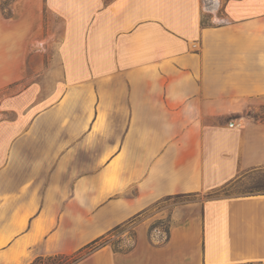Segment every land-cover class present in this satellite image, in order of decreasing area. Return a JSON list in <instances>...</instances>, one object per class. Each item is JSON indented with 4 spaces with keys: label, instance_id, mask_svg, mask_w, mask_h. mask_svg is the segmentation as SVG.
<instances>
[{
    "label": "crops",
    "instance_id": "obj_1",
    "mask_svg": "<svg viewBox=\"0 0 264 264\" xmlns=\"http://www.w3.org/2000/svg\"><path fill=\"white\" fill-rule=\"evenodd\" d=\"M218 4L0 13V264L72 255L126 224L128 252L77 264H264V192L238 191L264 170V0H226L214 23Z\"/></svg>",
    "mask_w": 264,
    "mask_h": 264
},
{
    "label": "rangeland",
    "instance_id": "obj_2",
    "mask_svg": "<svg viewBox=\"0 0 264 264\" xmlns=\"http://www.w3.org/2000/svg\"><path fill=\"white\" fill-rule=\"evenodd\" d=\"M212 1L213 0H203L205 6H208ZM224 1L226 0H218L219 4L215 10V15L218 16L220 20H214V23H219L223 17L222 6ZM13 3L14 0H0V13L4 17L13 16L14 14L19 13V8L15 7ZM209 16L210 13H208L207 11L204 12L203 21L205 23H210ZM26 73H28L27 74L28 76H32L34 74V72H26ZM47 89L49 90V88H43L44 96L47 95L46 94L48 92ZM238 191L249 194L264 192V170L251 174L245 181L242 182V184L238 188ZM197 199L200 200L201 198H197ZM180 200L183 199H177L175 201L178 202ZM186 200H194V198H187ZM154 227L160 229V232L163 234V237L166 236L165 233H167V229H168V224L166 220L156 223ZM106 241H107L106 245L110 247L112 251H118L121 253L128 252L134 244V234L132 227L129 226L128 224L122 226L116 232H112L107 237ZM62 263L63 261L59 259H52V260L44 259L43 261H40L37 264H62Z\"/></svg>",
    "mask_w": 264,
    "mask_h": 264
},
{
    "label": "trees",
    "instance_id": "obj_3",
    "mask_svg": "<svg viewBox=\"0 0 264 264\" xmlns=\"http://www.w3.org/2000/svg\"><path fill=\"white\" fill-rule=\"evenodd\" d=\"M119 229L120 228H116L112 232H116ZM112 232H110L106 236H102V237L94 240L93 242L87 244L86 246H84L83 248H81L80 250H78L77 252H75L72 255H68V256H65V255H54V256H47V257H39V258H36L34 261H32L30 264H37L38 262L43 261L44 259L45 260L59 259V260L63 261L62 264H77L83 258L93 254L94 252H96L100 248L104 247L107 244V241H106L107 237ZM114 252L115 253H121V252H118V251H114Z\"/></svg>",
    "mask_w": 264,
    "mask_h": 264
},
{
    "label": "built area",
    "instance_id": "obj_4",
    "mask_svg": "<svg viewBox=\"0 0 264 264\" xmlns=\"http://www.w3.org/2000/svg\"><path fill=\"white\" fill-rule=\"evenodd\" d=\"M229 126H231V127H232V126H233V124H229Z\"/></svg>",
    "mask_w": 264,
    "mask_h": 264
}]
</instances>
